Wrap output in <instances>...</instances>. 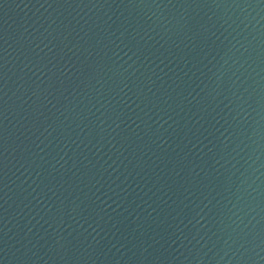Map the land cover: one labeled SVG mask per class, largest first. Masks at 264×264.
Returning <instances> with one entry per match:
<instances>
[{
	"label": "water",
	"instance_id": "95a60500",
	"mask_svg": "<svg viewBox=\"0 0 264 264\" xmlns=\"http://www.w3.org/2000/svg\"><path fill=\"white\" fill-rule=\"evenodd\" d=\"M0 264H264V0H0Z\"/></svg>",
	"mask_w": 264,
	"mask_h": 264
}]
</instances>
